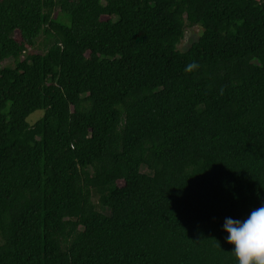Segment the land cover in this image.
<instances>
[{
	"label": "trees",
	"instance_id": "obj_1",
	"mask_svg": "<svg viewBox=\"0 0 264 264\" xmlns=\"http://www.w3.org/2000/svg\"><path fill=\"white\" fill-rule=\"evenodd\" d=\"M262 205L264 0H0V264H239Z\"/></svg>",
	"mask_w": 264,
	"mask_h": 264
},
{
	"label": "clouds",
	"instance_id": "obj_2",
	"mask_svg": "<svg viewBox=\"0 0 264 264\" xmlns=\"http://www.w3.org/2000/svg\"><path fill=\"white\" fill-rule=\"evenodd\" d=\"M199 68L195 62L186 66V72ZM224 230L227 243L233 245L232 253L239 264H264V205L253 209L241 220L226 218Z\"/></svg>",
	"mask_w": 264,
	"mask_h": 264
},
{
	"label": "rangeland",
	"instance_id": "obj_3",
	"mask_svg": "<svg viewBox=\"0 0 264 264\" xmlns=\"http://www.w3.org/2000/svg\"><path fill=\"white\" fill-rule=\"evenodd\" d=\"M201 31H202V29L199 26L191 27L189 25H186V27H185V36H184L183 40L181 41V43L179 44L178 49L180 51H182V52L187 51L192 46V44L195 43L198 40V38L200 37ZM16 39L20 40V35L19 34L16 35ZM35 50L36 51L38 50L40 52H44L43 38H41L39 40ZM1 66L2 67H7V66L12 67V66H14V60L13 59L5 60V61H3L1 63ZM43 114H44V112L41 111V110L36 111L35 113H33L28 118V122L30 124H34L37 120L42 118ZM143 171L146 172V170H143ZM94 202L96 203L97 208H98L99 211H101L102 213H105L107 215L110 213L109 209L100 206L99 199H98L97 195H94Z\"/></svg>",
	"mask_w": 264,
	"mask_h": 264
}]
</instances>
